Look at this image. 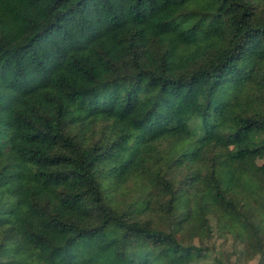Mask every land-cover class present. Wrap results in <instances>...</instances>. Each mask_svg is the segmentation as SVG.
Segmentation results:
<instances>
[{"label":"trees","instance_id":"trees-1","mask_svg":"<svg viewBox=\"0 0 264 264\" xmlns=\"http://www.w3.org/2000/svg\"><path fill=\"white\" fill-rule=\"evenodd\" d=\"M257 156L264 0H0V264L259 256Z\"/></svg>","mask_w":264,"mask_h":264},{"label":"rangeland","instance_id":"rangeland-1","mask_svg":"<svg viewBox=\"0 0 264 264\" xmlns=\"http://www.w3.org/2000/svg\"><path fill=\"white\" fill-rule=\"evenodd\" d=\"M100 128L97 126L96 129ZM255 171H260V167L264 164V156H257L254 160ZM139 185V184H138ZM128 187V188H127ZM128 190H133V193H141V185L129 183L127 185ZM259 201L264 205V193L260 195ZM193 204L201 207L204 213H207L205 204H203L199 195L194 197ZM213 234L205 240H195L202 249H204L198 255L201 264H207L209 262V255L220 257L222 260L229 264H264V244L262 246L261 255L253 256L252 258H244V252L242 247V233L237 225L231 224L225 226L224 224L216 223L212 226Z\"/></svg>","mask_w":264,"mask_h":264}]
</instances>
